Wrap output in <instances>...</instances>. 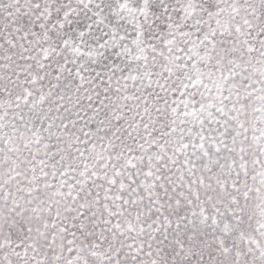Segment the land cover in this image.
I'll use <instances>...</instances> for the list:
<instances>
[{
  "label": "snow or ice",
  "instance_id": "6c2138e0",
  "mask_svg": "<svg viewBox=\"0 0 264 264\" xmlns=\"http://www.w3.org/2000/svg\"><path fill=\"white\" fill-rule=\"evenodd\" d=\"M0 264H264V0H0Z\"/></svg>",
  "mask_w": 264,
  "mask_h": 264
}]
</instances>
